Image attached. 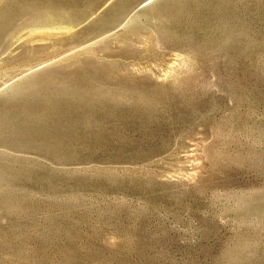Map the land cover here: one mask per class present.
<instances>
[{
    "label": "rangeland",
    "instance_id": "rangeland-1",
    "mask_svg": "<svg viewBox=\"0 0 264 264\" xmlns=\"http://www.w3.org/2000/svg\"><path fill=\"white\" fill-rule=\"evenodd\" d=\"M0 1V264H264V0Z\"/></svg>",
    "mask_w": 264,
    "mask_h": 264
},
{
    "label": "bare ground",
    "instance_id": "bare-ground-1",
    "mask_svg": "<svg viewBox=\"0 0 264 264\" xmlns=\"http://www.w3.org/2000/svg\"><path fill=\"white\" fill-rule=\"evenodd\" d=\"M5 1H6V0H5ZM9 1H10V0H9ZM11 1H12V0H11ZM11 1H10V2H11ZM18 1H19V0H18ZM0 2H1V1H0ZM12 2H13V1H12ZM24 2H25V1H24ZM40 2H41V1H40ZM146 2H147V1H146ZM149 2H150V1H149ZM149 2H148V3H149ZM155 2H156V1H155ZM18 3H19V2H18ZM41 3L43 4L44 2H41ZM143 3H144V2H143ZM3 4H4V3H3ZM3 4H2V5H3ZM5 4H7V3H5ZM10 4H11V3H10ZM10 4H9V5H10ZM19 4H20V3H19ZM34 4H35V3H34ZM37 4H38V3H37ZM141 4H142V2H141ZM20 5H21V4H20ZM20 5H19V6H20ZM22 5H23V4H22ZM24 5H25V4H24ZM44 5H45V4H44ZM51 5H52V4H51ZM138 5H139V4H138ZM30 6H31V5H30ZM30 6H29V7H30ZM36 6H37V5H36ZM46 6H47V4H46ZM48 6H49V5H48ZM9 7H10V6H9ZM15 7H17V6H15ZM27 7H28V5H27ZM40 7H42V6L40 5ZM61 7H63V6H61ZM143 7H144V6H143ZM154 7H155V6H154ZM157 7H158V6H157ZM157 7H156V8H157ZM20 8H22V7H20ZM32 8H33V7H32ZM34 8H35V7H34ZM36 8H37V7H36ZM36 8H35V9H36ZM55 8H56V7H55ZM100 8H101V7H100ZM141 8H142V7H141ZM2 9H3V8H2ZM8 9H9V8H8ZM13 9H14V8H13ZM15 9H16V8H15ZM25 9H26V7H25ZM44 9H45V8H44ZM56 9H57V8H56ZM101 9H102V8H101ZM9 10H10V9H9ZM20 10L22 11V9H20ZM27 10H30V9L28 8ZM31 10H32V9H31ZM40 10H41V9H40ZM42 10H43V9H42ZM53 10L55 11L54 8H53ZM78 10H79V9H78ZM144 10H145V9H144ZM23 11H24V10H23ZM38 11H39V10H38ZM38 11H37V13H39ZM44 11H45V10H44ZM54 11H53V12H54ZM60 11H61V10H59L58 12H60ZM62 11H64V9H63ZM68 11H70V9H69ZM72 11H73V10H72ZM81 11H82V9L80 10V12H81ZM142 11H143V10H142ZM24 12H25V11H24ZM29 12H30V11H29ZM29 12H28V13H29ZM31 12H32V11H31ZM34 12H35V11H34ZM41 12H42V11H41ZM49 12H50V11L47 10V13H49ZM82 12H84V11H82ZM132 12H133V11H132ZM135 12H136V11H135ZM138 12H139V11H138ZM145 12H146V11H145ZM168 12H169V11H168ZM28 13H27V14H28ZM44 13H45V12H44ZM65 13H66V12H65ZM65 13H61L60 15L65 14ZM94 13H95V12H94ZM164 13H165V12H164ZM164 13H163V14H164ZM170 13H171V12H170ZM27 14H26V15H27ZM35 14H36V13H35ZM53 14H54V13H53ZM66 14H68V13H66ZM78 14H79V12H78ZM96 14H98V13H96ZM136 14H137V13H136ZM165 14H166V13H165ZM2 15H3V14H2ZM30 15H31V14H30ZM36 15H37V14H36ZM41 15H42V14H40V16H41ZM81 15H82V14H81ZM98 15H99V14H98ZM140 15H141V14H140ZM166 15H167V14H166ZM166 15H164V17H163V16H161V17L165 18ZM37 16L39 17V15H37ZM46 16H47V15H46ZM46 16L44 15V18H45ZM71 16H73V13H72ZM131 16H132V15H131ZM158 16H159V15H158ZM167 16H168V15H167ZM169 16H170V15H169ZM169 16H168V18H169ZM171 16H172V14H171ZM176 16H178V15H176ZM176 16H175V17H176ZM0 17H2V16L0 15ZM31 17H34V16L32 15ZM35 17H36V16H35ZM35 17H34V18H35ZM49 17H50V16H49ZM66 17H67V15H66ZM68 17H69V16H68ZM73 17H74V16H73ZM97 17H98V16H97ZM138 17H139V16H138ZM159 17H160V16H159ZM40 18H41V17H40ZM40 18H39V19H40ZM79 18H80V17H79ZM155 18H156V17H155ZM170 18H172V17H170ZM179 18H180V17H179ZM27 19H29V17H28ZM46 19H48V18H46ZM50 19H51V17H50ZM61 19H62V18H61ZM89 19H90V18H89ZM126 19H127V18H126ZM91 20H92V19H91ZM91 20H90V21H91ZM131 20H132V18H131ZM131 20L128 21V24L131 22ZM134 20H135V19H134ZM157 20H158V19H157ZM163 20L165 21V19H163ZM166 20H167V19H166ZM168 20H169V19H168ZM175 20H176V19L174 18V21H175ZM177 20H178V19H177ZM28 21H29V20H28ZM28 21H27V23H28ZM31 21H32V20H31ZM33 21H35V20L33 19ZM33 21H32V23H33ZM43 21H44V19H43ZM45 21H47V20H45ZM50 21H52V20H50ZM56 21H58V20H56ZM61 21H62V20H61ZM65 21H67V20H65ZM88 21H89V20H88ZM88 21H86V22H88ZM90 21H89V22H90ZM96 21H97V23L100 22V20H99V22H98V20H96ZM132 21H133V20H132ZM160 21H162V19H160ZM169 21H170V20H169ZM172 21H173V20H172ZM37 22H39V21H37ZM41 22H42V21H41ZM54 22H55V21H54ZM68 22H69V21H67V23H68ZM71 22H72V21H71ZM165 22H166V21H165ZM170 22H171V21H170ZM24 23H26V22H24ZM27 23H26V24H27ZM62 23H63V22H61V24H62ZM67 23H66V24H67ZM80 23H81V21H80ZM139 23H140V22H139ZM152 23H153V22H152ZM168 23H169V22H168ZM37 24H38V23H37ZM37 24L35 23V25H37ZM45 24H47V23H45ZM56 24H58V27H59V24H60V23H53V21H52V23L49 24V25L51 26V25H56ZM78 24H79V23H78ZM89 24H90V23H89ZM91 24H92V23H91ZM122 24H123V22H122ZM130 24H131V23H130ZM141 24H142V23H141ZM141 24H140V25H141ZM165 24L167 25V22H166ZM28 25H29V24H28ZM28 25H27V26H28ZM31 25H32V24H31ZM71 25H72V24H71ZM81 25H82V24H81ZM84 25H86V24L84 23ZM114 25H115V24H114ZM142 25H143V24H142ZM155 25H156V23H155ZM155 25H154V26H155ZM160 25H162V27L164 26V24H160ZM25 26H26V25H25ZM42 26H43V25H42ZM47 26H48V25H47ZM74 26H75V24H74ZM76 26H77V25H76ZM76 26H75V27H76ZM105 26H106V25H105ZM111 26H112V25H111ZM111 26H110V27H111ZM117 26H118V25H117ZM128 26H129V25H128ZM128 26H127V27H128ZM152 26H153V25H152ZM168 26H169V25H168ZM45 27H46V26H45ZM54 27H55V26H54ZM71 27H72V26H71ZM112 27H113V26H112ZM115 27H116V26H115ZM125 27H126V26H125ZM133 27H134V26H133ZM138 27H139V26H138ZM138 27H137L136 29H138ZM147 27H148V26H147ZM155 27H156V26H155ZM105 28H106V27H105ZM151 28H152V27H151ZM153 28H154V27H153ZM153 28H152V29H153ZM158 28H159V27H158ZM128 29H130V27H129ZM134 29H135V28H134ZM34 30H35V29H34ZM126 30H127V29H126ZM158 30H161V29L159 28V29H157L156 31H158ZM162 30H163V28H162ZM31 31H32V30H31ZM111 31H112V30L110 29V32H111ZM29 32H30V30H29ZM134 32H135V31H134ZM136 32H137V31H136ZM149 32H150V31H149ZM160 32H161V31H160ZM163 32H164V31H163ZM168 32H169V31H168ZM112 33H113V31H112ZM138 33H139V31H138ZM141 33H142V32H141ZM151 33H152V32H151ZM104 35H105V34H104ZM159 35H160V34H159ZM166 35H167V34H166ZM162 36H163V34H162ZM169 36H170V35H169ZM21 37H22V36H21ZM163 37H164V36H163ZM163 37H162V38H163ZM92 50H93V48H92ZM95 50H96V49H95ZM87 51H88V49H87ZM91 53H92V52H91ZM36 74H37V73H36ZM32 77H34V76H32ZM105 93H106V92H105ZM109 95H110V94H109ZM107 96H108V95H107ZM143 109H145V108H143ZM145 111H146V110H145Z\"/></svg>",
    "mask_w": 264,
    "mask_h": 264
}]
</instances>
